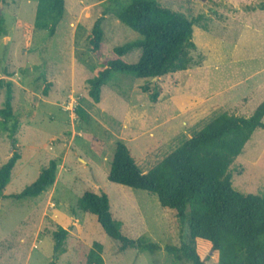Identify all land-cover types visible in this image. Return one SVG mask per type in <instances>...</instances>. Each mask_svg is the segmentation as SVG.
<instances>
[{
    "label": "rangeland",
    "instance_id": "rangeland-1",
    "mask_svg": "<svg viewBox=\"0 0 264 264\" xmlns=\"http://www.w3.org/2000/svg\"><path fill=\"white\" fill-rule=\"evenodd\" d=\"M189 18L194 26L197 59L202 64L147 83L160 86L158 101L142 90L147 79L115 72L102 99L88 95L87 78L115 46L140 34L113 13L103 21L104 50L90 51L87 35L108 0H65V12L52 36L35 28L29 43L16 21L34 24L39 0L0 3L7 32L0 35V77L14 82V137L22 157L0 196V264H88L93 242L103 243L105 264H192L175 261L164 247L188 238V226L176 211L161 206L157 195L109 180L117 142L123 140L149 171L167 154L220 113L250 116L264 101V0H158ZM49 14L46 13L48 18ZM51 19V18H50ZM140 49L124 56L138 60ZM45 77V78H44ZM49 81V94L43 87ZM5 90L0 96V107ZM91 114L89 122L75 112ZM264 121V119H263ZM9 131L0 134V166L13 152ZM51 159L59 163L55 183L35 197L14 198L32 184ZM233 187L243 194L264 190V127H258L235 159ZM87 188L106 192L114 216L131 237H146L162 249L119 252L97 216L80 210ZM68 229L66 252L56 253L53 233Z\"/></svg>",
    "mask_w": 264,
    "mask_h": 264
},
{
    "label": "trees",
    "instance_id": "trees-1",
    "mask_svg": "<svg viewBox=\"0 0 264 264\" xmlns=\"http://www.w3.org/2000/svg\"><path fill=\"white\" fill-rule=\"evenodd\" d=\"M6 3V0H0ZM65 12V0H39L34 24L17 20L23 28L26 43L35 28L49 27L52 36ZM46 13L49 14L48 18ZM113 13L140 37L115 46L112 57L87 78L88 95L94 102L102 99L103 88L115 72L132 73L147 79L142 90L153 102L158 101L160 86L147 83L154 77L187 70L201 65L195 56L197 44L194 26L206 29L200 17L189 18L182 12L163 6L158 0H108L102 15L96 19L87 35L90 51L100 55L104 50L103 21ZM51 18V19H50ZM7 32L5 18L0 14V35ZM140 49L138 60L128 62L124 56ZM45 78V77H44ZM14 82L0 77V134L9 131L13 152L0 166V196L4 195L12 171L22 154L14 137L19 127L14 110ZM46 81L43 94H49ZM85 122L91 114L82 105L75 108ZM264 101L250 116L223 112L213 117L202 129L183 142L149 171L137 163V157L123 141L117 142L108 174L110 181L157 195L162 207L176 211L182 224L188 226V238L179 245L167 244L164 249L175 261L192 264H264V190L262 194H243L232 185L230 168L258 127H264ZM59 163L51 159L39 177L14 198L35 197L52 186ZM6 196V195H4ZM78 209L97 216L98 222L117 243L119 252L138 248L154 253L162 246L146 237H131L124 233L123 222L117 219L106 192L87 188L76 202ZM68 229L59 226L53 233L56 253L66 252ZM104 245L96 240L88 252V264H105Z\"/></svg>",
    "mask_w": 264,
    "mask_h": 264
},
{
    "label": "water",
    "instance_id": "water-1",
    "mask_svg": "<svg viewBox=\"0 0 264 264\" xmlns=\"http://www.w3.org/2000/svg\"><path fill=\"white\" fill-rule=\"evenodd\" d=\"M0 3L2 4V1H0ZM158 77H154L153 79H157Z\"/></svg>",
    "mask_w": 264,
    "mask_h": 264
}]
</instances>
